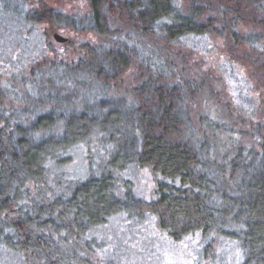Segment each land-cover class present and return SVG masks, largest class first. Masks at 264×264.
<instances>
[{
    "label": "trees",
    "instance_id": "trees-1",
    "mask_svg": "<svg viewBox=\"0 0 264 264\" xmlns=\"http://www.w3.org/2000/svg\"><path fill=\"white\" fill-rule=\"evenodd\" d=\"M26 1L38 6L26 14L33 24L99 44L64 64L39 58L26 74L0 63V257L105 264L99 231L122 215L150 218L174 241L197 238L210 260L226 239L238 243L243 264H264V0H89L75 18ZM193 39L217 42L227 72L201 68ZM131 69L130 100L92 113L81 84L107 90ZM48 74L59 77L51 90ZM226 74L239 78L233 99L224 96ZM78 89V110L46 107ZM93 136L106 158L89 163L87 177L50 173L75 144L89 152ZM130 164L156 176L151 200L123 176Z\"/></svg>",
    "mask_w": 264,
    "mask_h": 264
},
{
    "label": "rangeland",
    "instance_id": "rangeland-1",
    "mask_svg": "<svg viewBox=\"0 0 264 264\" xmlns=\"http://www.w3.org/2000/svg\"><path fill=\"white\" fill-rule=\"evenodd\" d=\"M88 3L89 0H42V7L55 9L66 17L75 18L87 15ZM37 7L32 1L26 0L23 4L9 0L5 8L0 7V63L3 62L7 68L20 67L23 70L21 74H26L31 64L42 57L43 60L47 57V60L64 64L83 55L86 47H93L96 42L98 43V39L92 35L76 33L69 27L60 28L51 23L33 24L26 18V14H30L32 9ZM56 33L67 38L69 42L57 43L53 38ZM49 42H52L51 48H49ZM189 45H194L197 51L195 53L198 57L197 63L205 70L211 69L214 73L223 75V72L229 69L224 71L226 63L232 64L225 58L215 41L193 39ZM211 45L213 48L209 49ZM237 70L243 75L242 69L237 68ZM5 76L6 80L11 79L10 73H6ZM236 76L238 77L237 74ZM219 77L226 91L225 98L233 99L235 94L233 88L237 90L239 78L230 77L229 74L223 77L219 75ZM43 79L44 85L51 90L59 77L58 74H48ZM86 80L87 82L81 85L83 88L88 86L89 89L83 90L86 92L83 97L90 101L87 105H90L91 112L97 114L96 107L98 106L102 108L101 113L115 106L110 100H122L123 103L130 100L129 89L134 85L135 73L132 69L129 70L118 80L113 81L107 90L99 88L100 85L94 81ZM78 92L79 89L74 93L68 90L62 97L64 100L62 104H48L46 107L78 110L76 108H81L80 97L75 96ZM93 96H95L94 101ZM9 100L10 98L6 101ZM19 104H21V109L26 106L25 103H13V107L17 108ZM0 107H3L2 104ZM96 141L97 137L93 136L89 152L83 144L72 146L50 162V173L64 179L87 177L89 163L93 164L95 160L106 158L105 150ZM123 176L132 182L133 189L139 197L144 201L151 200L156 176L150 169L130 164L125 167ZM99 234L108 241L109 258L105 264H243L244 261L239 245L235 241L220 239L217 250H215V257L210 260L209 254L205 255L200 250L201 243L197 238L185 237L174 241L161 232L150 218L138 222L122 215L113 217L99 231ZM0 264H23V258L18 254L5 253L0 257Z\"/></svg>",
    "mask_w": 264,
    "mask_h": 264
},
{
    "label": "water",
    "instance_id": "water-1",
    "mask_svg": "<svg viewBox=\"0 0 264 264\" xmlns=\"http://www.w3.org/2000/svg\"><path fill=\"white\" fill-rule=\"evenodd\" d=\"M53 38L57 43H61V44H64L68 41L67 38H65V37H63L57 33L53 35Z\"/></svg>",
    "mask_w": 264,
    "mask_h": 264
}]
</instances>
